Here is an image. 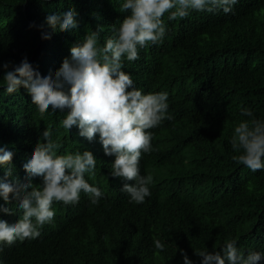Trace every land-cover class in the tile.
Returning a JSON list of instances; mask_svg holds the SVG:
<instances>
[{
	"label": "trees",
	"instance_id": "1",
	"mask_svg": "<svg viewBox=\"0 0 264 264\" xmlns=\"http://www.w3.org/2000/svg\"><path fill=\"white\" fill-rule=\"evenodd\" d=\"M124 2L0 0V65L19 64L26 56L43 76L54 77L88 32L103 28L101 45L113 36L112 26L118 28L128 14L120 12ZM71 7L78 12L77 29L47 26L49 14ZM163 19V42L139 49V59H125L123 68L137 89L153 71L167 72L162 92L173 117L150 130L154 151L142 154L140 171L151 174L153 183L141 204L130 203L121 191L125 181L111 176L115 157L105 155L98 134L89 141L78 127L65 130L66 114L59 111L41 117L25 89L6 92L0 67V147L14 153L5 167L24 180L23 165L48 128L61 144L58 154L93 153L95 176L86 173L85 179L103 193L95 205L83 193L76 205L54 203V220L40 229L48 232L2 246L0 264H184L180 250L202 264L195 250L219 251L228 240L240 251L264 254L258 245L264 235V170L234 162L238 153L230 143L234 127L251 119L241 116L242 106L264 120V0H238L229 14L190 10L185 19ZM46 34L51 39H43ZM33 183L42 184V178ZM6 206L16 214L0 213V219L15 223L21 210ZM154 240L164 245L159 254Z\"/></svg>",
	"mask_w": 264,
	"mask_h": 264
},
{
	"label": "clouds",
	"instance_id": "2",
	"mask_svg": "<svg viewBox=\"0 0 264 264\" xmlns=\"http://www.w3.org/2000/svg\"><path fill=\"white\" fill-rule=\"evenodd\" d=\"M238 0H125L121 13H128L117 28L112 26L113 36L99 43L101 32H88L83 41L70 49L71 58H65L61 67L43 76L25 56L19 64L0 65L7 93L23 88L31 97L41 117L49 111L65 113L61 126L70 131L78 127L79 135L89 141L97 134L105 155L114 156L111 176L125 181L121 191L129 196V202L141 204L151 195V174L142 175V154L154 151L153 128L161 126L173 117L169 114L168 93L162 92L167 72L153 71L148 82L137 89L131 75L123 70L125 59H139V49L149 44L163 42L168 20L185 19L190 10L224 14L233 12ZM74 7L67 11L49 14L45 23L53 31H72L78 28ZM34 25H30L32 27ZM43 27V26H41ZM51 39L50 34L42 36ZM241 116L251 119L240 121L231 136V147L238 155L232 160L252 172L264 170V120L254 117L250 108L241 107ZM42 140L34 146L31 158L23 165L26 177H14L12 165L14 153L0 147V213L15 215L16 204L22 216L15 223L0 219V251L4 245L11 247L17 241L34 240L48 231L40 229L55 218L54 203L76 205L81 193L91 204H98L103 196L100 188L91 185L85 174L95 176L96 157L84 150L74 154H58L61 144L52 139L47 128ZM42 178V184L33 178ZM134 181V183H128ZM159 252L164 245L154 240ZM258 245L264 246V235ZM184 264H193L184 250H180ZM203 258L202 264H261L264 254L245 247L237 248L235 240L225 242L219 251H194Z\"/></svg>",
	"mask_w": 264,
	"mask_h": 264
},
{
	"label": "bare ground",
	"instance_id": "3",
	"mask_svg": "<svg viewBox=\"0 0 264 264\" xmlns=\"http://www.w3.org/2000/svg\"><path fill=\"white\" fill-rule=\"evenodd\" d=\"M192 67V66H191ZM175 90V89H174Z\"/></svg>",
	"mask_w": 264,
	"mask_h": 264
}]
</instances>
